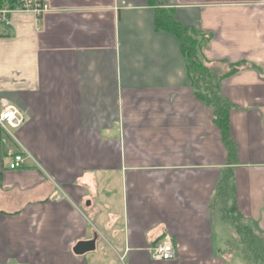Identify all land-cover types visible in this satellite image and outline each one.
Instances as JSON below:
<instances>
[{
    "label": "crops",
    "instance_id": "0c3cea01",
    "mask_svg": "<svg viewBox=\"0 0 264 264\" xmlns=\"http://www.w3.org/2000/svg\"><path fill=\"white\" fill-rule=\"evenodd\" d=\"M48 3L42 16L0 22V112H23L16 134L32 156L9 170L20 148L0 130V264L250 261L249 240L264 246V0H157L207 39L199 58L212 72L238 65L220 88L234 165L180 40L156 31L154 6ZM228 169L246 241L214 207ZM95 236L94 251L74 253ZM166 238L176 259L152 260Z\"/></svg>",
    "mask_w": 264,
    "mask_h": 264
},
{
    "label": "trees",
    "instance_id": "16d2710c",
    "mask_svg": "<svg viewBox=\"0 0 264 264\" xmlns=\"http://www.w3.org/2000/svg\"><path fill=\"white\" fill-rule=\"evenodd\" d=\"M150 6H154L156 12L155 29L158 32H166L177 37L182 46V53L186 60V65L190 78L193 81V85L196 88L198 98L204 103L210 106L213 110L215 125L220 129L222 135V141L225 148L228 150V162L229 165H234L236 160V148L230 134V118L229 114L232 105L226 98L221 96L220 88L221 82L236 73L235 65L229 74L224 76H217L215 81L209 79L213 76L211 68L199 58L200 49L206 44L207 40L202 37L198 32L192 28H187L177 23L174 16V11L171 8H164L157 3V0H146ZM18 5V0H0V10L4 8L14 9ZM203 44V45H202ZM233 171L231 169L226 170L222 179L216 186V195L222 197L225 202L232 200V206L230 210L224 209L225 218L231 219L234 222H239L241 219L240 213H238L235 187L233 183ZM227 200V201H226ZM237 214L234 218L229 215Z\"/></svg>",
    "mask_w": 264,
    "mask_h": 264
},
{
    "label": "built area",
    "instance_id": "2783aa9c",
    "mask_svg": "<svg viewBox=\"0 0 264 264\" xmlns=\"http://www.w3.org/2000/svg\"><path fill=\"white\" fill-rule=\"evenodd\" d=\"M49 11L50 6L48 0H18L16 8H4L0 10V22L7 26L11 25L10 16L18 12L32 13L39 17ZM25 121L26 118L18 107L11 104H3V109L0 112V130L5 132L12 140H14L20 148L18 153L12 156V161L9 164V170H18L23 168L26 160L28 158H32L16 134V130L22 127ZM60 198V196L57 197V199ZM176 253L177 250L170 238L159 241L150 249L152 260L157 262L174 260L177 257Z\"/></svg>",
    "mask_w": 264,
    "mask_h": 264
},
{
    "label": "rangeland",
    "instance_id": "374dc122",
    "mask_svg": "<svg viewBox=\"0 0 264 264\" xmlns=\"http://www.w3.org/2000/svg\"><path fill=\"white\" fill-rule=\"evenodd\" d=\"M201 41H206L204 39H201ZM205 43V42H203ZM203 45V44H202ZM213 76L209 79L210 81H215V78L219 75V71H213ZM10 149H12V146H10ZM219 200H223L222 197H220V199H216V206H215V203H214V207L218 208L219 210L221 208H228L230 210L231 206H232V200H230L228 203V206L225 207L226 205L224 204V201H219ZM225 205V206H224ZM230 217H234L233 215H229ZM231 220V219H230ZM234 224H233V223ZM229 226H233L234 228H237V230H240L241 231V234L243 235L242 239H244V241L248 240V236H247V232H246V228L245 226H242L243 223L241 222H234V221H229ZM249 241L252 242V250L254 251V253H256V255L254 257H252L250 259V261H248L247 263L248 264H264V246L262 245V243L258 240V239H255V238H252L250 239ZM246 263V264H247Z\"/></svg>",
    "mask_w": 264,
    "mask_h": 264
},
{
    "label": "water",
    "instance_id": "95a60500",
    "mask_svg": "<svg viewBox=\"0 0 264 264\" xmlns=\"http://www.w3.org/2000/svg\"><path fill=\"white\" fill-rule=\"evenodd\" d=\"M96 240L97 236H95V238L91 241L80 242L76 244V247L74 248V253L77 255H85V253L89 251H94L96 247Z\"/></svg>",
    "mask_w": 264,
    "mask_h": 264
}]
</instances>
